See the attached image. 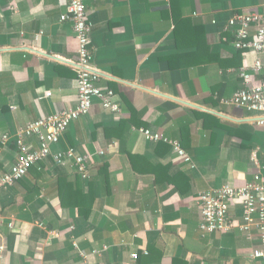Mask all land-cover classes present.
Listing matches in <instances>:
<instances>
[{"label":"crops","instance_id":"obj_1","mask_svg":"<svg viewBox=\"0 0 264 264\" xmlns=\"http://www.w3.org/2000/svg\"><path fill=\"white\" fill-rule=\"evenodd\" d=\"M83 1L97 84L120 113L95 101L52 146L89 155L87 179L50 156L0 190V264H262L251 257L257 231L238 227L240 199L229 205L232 229L210 234L197 200L264 179V126L222 102L243 87L240 69L264 55L235 50L220 30L234 14L264 13V0ZM67 3L0 0V177L17 159L20 129L76 105V39L60 21ZM141 128L177 141L191 162Z\"/></svg>","mask_w":264,"mask_h":264},{"label":"built area","instance_id":"obj_2","mask_svg":"<svg viewBox=\"0 0 264 264\" xmlns=\"http://www.w3.org/2000/svg\"><path fill=\"white\" fill-rule=\"evenodd\" d=\"M60 21L72 24L76 39L77 59L74 63L77 83L76 105L37 118L18 131L15 139L17 159L0 177V190L15 185L26 176L33 165L43 162L50 156L55 164L69 165L80 174L82 179H87L91 163L89 155L80 152L76 147H68L64 151L52 153V146L59 144L61 137L73 122L89 114L95 101L114 115L120 113L119 105L114 101V92L103 89L97 84L101 72L92 64L91 24L86 16L84 1L68 0ZM220 30L223 33H231V44L235 50L264 55V13L252 10L234 14L220 27ZM238 74L244 81L243 87L234 91L230 99L222 102L254 113L257 124L264 126V57L253 59L249 65L241 68ZM139 132L149 142H163L170 145L176 155L182 157L186 163L191 162V158L177 141L147 128H141ZM30 137L36 138V148L25 142ZM7 139V135L1 138L3 142ZM236 199L241 200L243 210L242 222L238 227L245 232L252 228L257 231L259 247L252 251L251 257L264 264V179L259 173L240 187L226 183L217 190L201 193L197 200L201 215L199 229L209 234L229 232L234 226L229 215V205ZM132 258H135V255H132Z\"/></svg>","mask_w":264,"mask_h":264},{"label":"trees","instance_id":"obj_3","mask_svg":"<svg viewBox=\"0 0 264 264\" xmlns=\"http://www.w3.org/2000/svg\"><path fill=\"white\" fill-rule=\"evenodd\" d=\"M158 143H162V142H158ZM63 181V179H59V182L61 183L62 181ZM157 264V263H153L152 261H151V257H149V258H147V257H144L143 259L141 258V256H140V261H139V264Z\"/></svg>","mask_w":264,"mask_h":264}]
</instances>
